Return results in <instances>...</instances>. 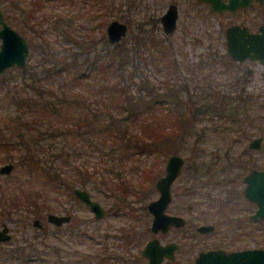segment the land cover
<instances>
[{"label": "rangeland", "instance_id": "1", "mask_svg": "<svg viewBox=\"0 0 264 264\" xmlns=\"http://www.w3.org/2000/svg\"><path fill=\"white\" fill-rule=\"evenodd\" d=\"M29 1L21 0V4L27 7ZM167 1L134 0V8L128 11L113 10L109 12L105 24L109 19L113 18L124 21L129 29L125 35L127 36L138 21L145 20L151 15L162 13ZM174 2L179 5L178 20L175 30L168 35L173 55L181 59L183 57L187 63L193 66L200 59L206 61L208 58H205V56L209 55V53L223 52L222 32L219 28L222 23L218 17L208 15L205 9L196 3L192 2V5H190L189 0H174ZM106 5H109V3H106ZM0 7H2L4 12H8L11 16L18 18L19 23H15L14 27L17 30H21L22 35L28 41L29 50L23 66L25 69L24 74L26 75H30L29 71L42 68V64L46 65L55 62L56 59L67 58L69 50H77L85 53L84 55H87V52L89 53L88 55H91L102 47L103 40L106 39L104 33L105 24L102 29L97 26V21L100 18V15H97L100 13L98 6L91 7L88 3L83 5L80 1L72 4L65 0H47L41 3L38 8H35L28 22L23 20L22 11L16 6L10 5V0H2ZM187 10H192L191 19L188 17ZM257 14L261 19L264 18L263 9L257 8ZM179 50H181V55ZM77 56L80 59V55ZM127 64L120 70L117 78L121 80L120 83L130 89L131 93H136L144 79L154 85L159 84L158 80L161 79V74L157 73L148 62L144 66L141 59L137 60L135 56L132 62ZM131 64H140V66L135 69L131 68ZM199 64L200 62L196 66ZM233 67V69L242 71L248 68L252 70V76L248 80V85L243 87L244 90L241 97L250 96L253 100H256V104H251L253 101H249L244 106L245 110L238 107L237 113H233L237 115L238 121L231 120L224 115L216 116L206 111L202 114L197 112L196 106L199 101L202 106L212 108L218 102L213 105L209 98L221 97L222 94H228L227 91L229 90L226 87L228 80L224 79L222 74L219 75L217 69H213L211 73L213 79L211 81H209V78H200L201 75H205V77L208 74L210 75L211 69L206 66L202 70L197 69L195 73H188L187 75L190 77V80L187 81L188 91L181 94L183 106L180 107L184 120L183 132L188 128L183 138L174 137L170 143L169 141H157L153 150L146 151L142 149L137 151L131 148L124 150L121 146H113L106 133L98 136L94 132L91 134L89 132L85 133L74 143L77 145L75 150L71 149L73 146H70L67 137L63 147L67 159L62 167L65 168V171L71 172L78 177L74 179L75 181L85 178L86 183H83L82 186L86 188L92 198L107 208L108 213L103 218L94 221L90 211L82 203H79L72 194L63 191L62 187L60 190H50L42 196L44 201L39 202V204H42L41 208L43 211L38 215L23 213L24 211L21 210L12 212L9 218L0 215V223L4 222L7 224L8 233L10 234L8 240L0 242V259L2 258V252L7 251V249L21 243L26 238L38 237L43 238L48 246V253L44 254V260L40 261L39 264H54L58 257V262L64 264L62 262L68 260L64 254L71 255L69 260L80 258L81 254H93L101 241L106 243L111 250L123 251L120 241L114 237L118 227H132L139 233L142 239L137 245L138 247L135 244L125 246L133 254L136 250L139 252L143 243L151 236L150 232L142 230L149 226V214L145 208L141 212L140 206H144L148 200L155 198L156 192L153 186L154 174L152 171L156 168L155 165L163 168L165 158L170 154L171 150H175V152L185 157V167L188 169L189 164L193 162L192 156H195L193 149L198 148L196 146L206 148L204 152L212 151L213 147H225L231 142L234 135L231 132L236 133L241 130L246 132L247 137L243 138L241 135V138L233 145L235 149L246 147L253 136L262 135V150L260 152H264V106L254 109L257 104H264V65L244 62ZM217 74L218 76H216ZM21 75V70L15 68L6 70L0 75V128L3 130L8 128L7 132L13 130L14 136H17L16 129L18 128L19 130L18 125L20 123H15L17 121L15 100L22 85ZM90 83V78L87 80L82 79L77 82V85H73V90L77 94L85 96L86 99H79V102L92 103L93 107L95 104L93 93L94 88L97 87L89 85ZM195 88L196 92L193 91ZM142 91L143 89H140V94H142ZM193 92L201 96L199 100L195 101V106L192 104L191 99L188 98V94ZM206 104H210V106ZM77 109H81V107L75 108L76 113L82 112ZM232 112L234 111L232 110ZM104 114L106 115L105 112ZM46 116L53 118L48 113ZM53 120V122L57 121L54 118ZM45 123L47 124L46 127L51 124L46 121ZM24 131L23 138L33 141L30 135L32 130L24 129ZM203 133L205 134L203 135ZM198 134H201L202 138L200 137L198 141L196 140L197 144L195 145L194 141ZM70 138H73V135H70ZM168 143L169 145H167ZM156 149L157 152H155ZM208 156L206 154V158ZM10 161L14 163V166L8 174H0L1 187L8 189L6 187L12 188L17 184H20L21 188L29 187L30 183L28 181H30V178L24 171V167L16 165L14 160ZM4 162L9 161L0 160V164ZM145 170L149 172L147 173ZM244 171V168H242L240 173ZM85 172L87 176H85ZM118 184L120 188H117ZM210 188L212 194H215L217 190L214 187ZM230 188H233L235 193L239 194V185L237 183L230 186ZM230 193L234 192L230 190ZM122 198L124 201H122ZM178 198L179 196H176L177 200H179ZM117 203V213H113V211L110 213L111 208H114ZM128 206L134 207L135 210L133 212L139 215V219L136 220L129 214ZM48 212L57 214L70 213L73 221L59 231L54 225L46 221L45 215ZM33 218L40 220L41 228L33 225ZM76 222H85L87 224L86 234L91 233L93 230L97 231H94L92 238L90 236L87 237V235L78 237L72 236L69 232L66 233L65 231L70 230V227L76 225ZM61 232L64 234L62 235ZM103 232L109 234L106 240L104 238L101 239L100 234ZM256 239L257 243L264 245V230H257ZM55 245L60 248L59 255L50 250V247ZM72 254L75 256L72 257ZM142 263L144 264V260H142Z\"/></svg>", "mask_w": 264, "mask_h": 264}, {"label": "trees", "instance_id": "2", "mask_svg": "<svg viewBox=\"0 0 264 264\" xmlns=\"http://www.w3.org/2000/svg\"><path fill=\"white\" fill-rule=\"evenodd\" d=\"M40 1L30 0L28 6L24 7L21 0H15L18 9L28 12L29 15L34 7L40 5ZM97 2L98 7L103 8L97 14L100 15L97 26L102 29L106 17L114 9H110L104 1ZM158 29L156 20L139 21L120 41L109 43L105 39L102 47L91 55L87 52V55H84L85 53L77 50H69L67 58L42 64V68L29 71L30 75L24 74L23 67H15L22 72V85L15 100L17 116L15 123L20 122L19 130L16 129L17 136H14L13 130L7 132L8 128L5 130L0 128V160H14L16 165H22L30 178L28 181L30 186L21 188V185L17 184L5 189L0 185L1 216L9 218L12 212L17 210L38 215L43 211L39 202L43 200L42 196L46 192L60 190L62 187L63 191L71 194L72 185L83 187V183H86L85 178L75 181L74 179L78 177L62 167L67 159L63 150L67 137L73 150L77 147L74 143L79 137L87 132L89 134L94 132L97 136L106 133L113 146L137 151L153 150L157 141L170 143L174 137L179 139L184 137L188 128L183 132L184 120L180 107L183 106L181 94L188 91L187 81L190 80L188 73L193 74L197 69L202 70L204 66L210 68L224 59L213 52L205 56L208 58L207 62L203 63V59H200L198 66H196L198 62L191 66L183 57L181 59L173 55L172 45L167 36H160ZM179 54H182L181 50ZM77 55H80V59ZM135 56L137 60L141 59L144 66L147 62L152 65L153 69L161 74V79L156 85L144 79L136 93H131L126 85L120 83L117 75ZM139 66L140 64H131V68L136 69ZM88 78L91 79L89 85L97 87L94 88L93 107L92 103L79 102V99L86 98L73 90L78 81ZM180 81L182 82L179 83ZM140 89H143L142 94ZM193 91L196 92V88ZM194 92L188 94V98L195 106V101L201 96ZM227 93L221 97H210L213 105L218 102L212 108L202 106L199 101L196 106L197 112L202 114L206 111L216 116L224 115L231 120H237V115L233 113H237L238 107L245 110L244 106L249 101L256 104V100L250 96L241 97L242 91L233 90ZM225 98L228 99L227 102ZM263 106L264 104H257L254 109ZM76 107H81L77 110L82 112L76 113ZM47 113L57 121L53 122V118L46 116ZM45 121L51 123L50 126L46 127ZM24 129L32 130L30 135L33 141L23 138ZM70 135H73V138H70ZM196 140L198 139H195V145ZM232 144L228 143L227 146ZM117 188H120L119 184ZM78 231L77 236L85 235L83 231ZM69 233L75 235L74 230H70ZM105 248L101 247L95 254H81L80 258L71 260H69L71 255L64 254L68 260L62 263L111 264L107 261ZM50 250L59 255L60 248L56 245L50 247ZM46 252L48 253V246L43 238H26L2 252L0 264H39L44 260ZM74 256L72 254V257ZM58 261L59 257L54 264H61Z\"/></svg>", "mask_w": 264, "mask_h": 264}, {"label": "flooded vegetation", "instance_id": "3", "mask_svg": "<svg viewBox=\"0 0 264 264\" xmlns=\"http://www.w3.org/2000/svg\"><path fill=\"white\" fill-rule=\"evenodd\" d=\"M46 1L47 0H41L40 4ZM65 1L72 4H74L76 1H80L81 3H83V5L88 3L91 7L98 6L97 0ZM101 1H104L107 4L109 3V8L116 11L122 12L134 8V0ZM192 2L198 4L199 6H202L208 15L217 16L219 21L222 23L219 28L222 32L221 42L223 46V52L218 53L216 51L214 53H216L217 55H221L222 59L224 60L217 63V65H213L210 67V75L208 74L206 77L205 75H201L200 78H209V81H211L213 79L211 73L213 69H217L218 74H222L223 78L228 80V82L226 83V87L229 89L228 91L235 90L243 92V87H246L248 85V80L252 76V70L250 68L243 71L237 70L233 69V66L236 64L239 65L244 62L264 65V62H259L258 60H252L249 58H245L244 60H235L233 57H231L226 51L225 32L228 27L233 25L245 27L250 33L258 32L259 27L264 26V18L261 19L258 16L257 8H261L264 10V3H261L258 0H245L244 2L246 3H242V0H217V2L215 3H212L209 0H189L190 5H192ZM10 5L16 6L18 8L15 0H10ZM169 5H174L176 9L174 27L175 30L178 20L179 5L174 2V0H168L165 5L164 11ZM38 7H34V9L31 10L32 12L30 13V15L28 12L20 10L23 13V20L25 22H28L29 18L33 14V11ZM213 7H219V9H213ZM97 8L100 10V12L103 10L102 7ZM190 9H192V7H190ZM0 10L2 12L4 21L22 35V31L19 29L17 30L16 27H14L15 23H19L18 18L13 15L11 16L10 14H8V12H4L2 10V7H0ZM164 11L159 15H151L147 19L140 21L144 22L150 19L156 20V24L159 28L158 32L160 34L162 32L160 36H167L168 38V35H170L174 30L171 33L163 32L160 22V16L164 13ZM106 12L108 11L106 10ZM188 17L190 19L192 18V10L188 11ZM22 36L24 37V35ZM204 62L207 61H203V63ZM15 67L17 66H10L6 68L2 73ZM218 74L216 76H218ZM231 133H233L234 135L230 142L231 144H233L230 146L213 147L211 149L212 151L209 152H204L206 150V148L204 147L196 146L198 148L193 149L195 156H192L193 162L189 164L188 169L185 167V157L175 152V150H171L172 147L171 149L169 148L171 152L165 158L163 168L155 165L156 168L152 171V173L154 174L153 186L156 192V196L155 198L148 200L144 206H140L141 212H143L142 209L145 208V210L149 214V226L145 229L143 228L142 230L150 232L151 236L143 243L139 252H137L136 250V252L133 254L132 252H129V249L125 246H130L131 244H135L137 246L142 238H140L139 233H137L136 230H134L132 227H118L117 233L114 237H116L120 241V246L123 251H114V249L111 250V248H109L106 243L101 241L97 246V249L95 248L93 254H95V252H98L101 247H106L105 254L108 255V263L143 264L142 260H144V264H147L148 259L144 255H142V249L149 239L154 238L156 239L157 245L160 247H165L166 245L174 246L171 247L172 250L170 251V256L167 255L166 248L160 249L163 250L164 253L161 256L159 264H190L194 260V257L200 251H207L212 249L236 251L241 249L255 248L258 246L264 247L263 244L257 243L256 239L257 230H264V216H253L256 210V204L255 202L246 199V197L242 193V189L245 185L243 176L252 168L264 170V152H260V150H262L261 146L258 148H248L246 146L238 150L235 149L233 145L239 140V138H241L240 136L242 135L243 138H246L247 134L246 132L241 130L236 133ZM204 134L205 133H203V135ZM256 136L258 135H255L252 138ZM259 136H261V139L263 138L262 135ZM200 137L202 138L201 134H198L197 139H199ZM157 149L156 151H154L157 152ZM172 154L179 155L182 159V162L180 164L177 175L173 178L169 185V199L166 202L162 213L170 216H178L182 219V222H180V224H169L163 229L158 228L155 231H151L150 222L152 215L146 208V204L149 201L158 198L159 190L155 187L154 184L158 178L164 175L165 163L167 161V158ZM206 154L209 155L207 158ZM242 168H244L245 171L243 173H240V170ZM235 183L239 185V194H236L233 188L229 189V187L235 185ZM74 187H80L86 190V188L79 185H74ZM210 187H214L217 190L215 194H212V190ZM178 189L180 192L178 191ZM230 190L234 193H230ZM71 194L79 203H82L90 211L94 221L103 218L108 213L107 208L99 203L102 206L104 213L98 218L95 217L93 212L84 202L76 198L72 192ZM176 196H179V200L176 199ZM90 198H92L91 195ZM122 201H124L123 198ZM128 208L129 214L136 220L139 219V215L133 212L135 210L134 207L128 206ZM112 211L113 213H117L118 203L117 205L115 204V207L111 208L109 212L111 213ZM58 214H66L69 216L68 220L62 221L58 225H54L60 231L63 227L69 225L73 221V218L70 213L63 212ZM89 220L92 221V219L90 218ZM75 224L76 225L70 227V230H74L75 235L73 236H77V230H79L83 231V233L85 234L84 236L87 235V237L90 236L92 238L94 236V231H97L93 230L91 233L86 234L87 224L85 222H76ZM41 226L42 225L40 223V228ZM199 226H211V228L202 230L198 229ZM70 230H66L65 232L68 233L70 232ZM61 234L63 235L64 233L61 232ZM100 236L101 239L104 238L106 240L109 234L107 232H103L100 234Z\"/></svg>", "mask_w": 264, "mask_h": 264}, {"label": "water", "instance_id": "4", "mask_svg": "<svg viewBox=\"0 0 264 264\" xmlns=\"http://www.w3.org/2000/svg\"><path fill=\"white\" fill-rule=\"evenodd\" d=\"M212 3L217 0H209ZM245 0H242V3ZM264 3V0H258ZM219 9V7H213ZM176 9L174 5H169L160 16V22L164 33H171L175 27ZM128 32L127 25L118 20L110 19L104 28L106 40L109 43H116L123 38ZM226 51L235 60H244L249 58L264 62V26L259 27V31L250 33L245 27L236 25L230 26L225 32ZM28 53V43L26 39L15 29L10 27L3 19L0 10V74L10 66L23 67L26 62ZM261 136L250 139L247 143L248 148H258L261 146ZM182 159L179 155L172 154L167 158L164 166V175L155 181V187L159 190V196L155 200H151L146 204V208L151 213L150 222L151 231L158 228H165L169 224H180L181 218L173 215H165L162 213L166 202L169 199V185L179 171ZM14 166V163L4 162L0 164V174H8ZM245 183L242 193L249 201L256 204L254 217L264 216V170L250 169L244 176ZM71 192L73 195L84 202L93 212L95 217H100L104 212L102 206L95 199L90 198L89 193L80 187H73ZM47 222L58 225L62 221L69 219L68 215L48 212L45 215ZM33 225L40 227V220L33 218ZM211 226H199L198 229H209ZM6 223H0V242L10 238ZM173 245L160 247L157 245L156 239H149L143 249L142 255L147 257V264H159L161 256L164 253L161 248L167 249V255H171L170 251ZM170 253V254H169ZM190 264H264V247H255L241 249L236 251H225L222 249H212L200 251L194 257Z\"/></svg>", "mask_w": 264, "mask_h": 264}]
</instances>
